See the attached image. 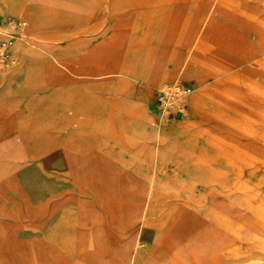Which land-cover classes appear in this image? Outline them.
<instances>
[{"label": "rangeland", "instance_id": "rangeland-1", "mask_svg": "<svg viewBox=\"0 0 264 264\" xmlns=\"http://www.w3.org/2000/svg\"><path fill=\"white\" fill-rule=\"evenodd\" d=\"M19 1L0 0V264H264V68L251 65L255 58L264 63V0H24L22 8ZM219 5L230 18L212 15ZM182 9L203 20L194 19L193 32L183 28L179 37ZM227 18L230 24L219 21ZM142 21L176 25L173 45L181 49L174 67L157 71L171 82H139L131 96L152 106L155 125L187 122L198 163L160 166L161 133L159 146L144 150L153 166L115 140L135 136L136 150L148 143L142 135L104 131L98 119L77 121L53 105L59 91L91 86L98 95L99 82L61 70L53 80L54 64L34 50H18L17 62L9 64L22 35L71 50L67 56L76 66L152 59V50H89L113 38L126 45L131 26ZM117 25L124 33L117 35ZM193 56L197 67L204 61L210 81L198 68L189 75ZM29 68L43 80L29 82ZM231 69L248 71L251 82L241 76L237 85ZM179 79L192 92L186 108L175 104L172 118L165 119L159 91ZM198 95L202 107L190 115ZM105 149L121 157L98 159Z\"/></svg>", "mask_w": 264, "mask_h": 264}, {"label": "crops", "instance_id": "crops-1", "mask_svg": "<svg viewBox=\"0 0 264 264\" xmlns=\"http://www.w3.org/2000/svg\"><path fill=\"white\" fill-rule=\"evenodd\" d=\"M143 1L145 2V0ZM19 2L20 8H22L24 0H20ZM4 5L7 7L6 3H4ZM179 14L180 16L182 15L181 17L184 19L181 21L182 23L179 27V37H181V34L185 33L182 31L183 28H186L187 24L191 25L194 23V19H196V21L199 23H202L203 20L202 16L193 15L185 9H182ZM186 15H190L194 18L185 19ZM32 16L33 23L36 24L38 22V17H36V15ZM7 17L8 16L6 15L4 16L5 21L8 20ZM123 18L124 16L122 15H118L117 17V19ZM219 21L230 24V20L228 18L226 20ZM142 23L145 24H133V26H131L133 37L130 39H124V43L127 42V44L125 43L126 45H121L120 47V40L117 39L116 47V42L113 38L102 42V46L105 45L104 47L99 45L97 47H92L89 50H152V53L157 55V57L152 59L140 61L137 59L134 60L133 57L122 60L121 58H117L114 63L109 65H104L102 63L94 64L92 61H79V65L76 66L77 63L74 58L67 56L69 53H71V50H60L55 45L52 46L48 43L42 42L36 37L29 40L27 36L22 35L18 37L19 45L16 51L12 53L11 62L9 64L13 66L17 62L16 60H18L19 55L18 50H34L36 54L40 53V55H47L54 64L57 73L54 75L53 80L60 79V70H63V72H67L68 75H75L80 78L87 79L88 82H99L100 85L98 87V95L94 94V88L91 86H86L83 90L68 89L63 92L59 91L55 94L53 97V105L58 108L62 107L65 112H68V114L74 117V119L77 121H79L82 116L90 119H98L102 126L101 128H103L104 131H108L112 127H115L117 129L116 133L121 132L118 130L119 128H123L124 130L132 129L139 136L142 135V137H145L148 140V143H146L144 147L142 146L140 149L136 150L132 149L133 145L137 143V140L135 139H138L135 136H131L130 140H123L116 136L115 140L117 142L124 143L126 146H129L130 148L126 149V152H129L130 155L142 157L148 160L153 166V159L150 158L147 153L144 152V150L150 149L152 152L154 147L159 146V135L161 133L163 138L162 143L160 144V166L166 165L169 162L172 163L173 161L177 160L182 163L184 162L185 165L191 164L190 162L192 161L198 163V158L190 149L191 143L189 142V134L191 132L188 130L187 124H181L179 126H164L162 124L155 125L152 123V118L155 114L152 106L146 103V101L140 102V100H135L131 96L132 90H130V88L139 82L145 83L150 87H159L171 82L172 80L169 79V75H160L157 71L160 70V68L164 69V64L171 65V63H174L172 64L174 67L176 62L178 63L179 59L178 50L181 49L173 45L174 37L172 32L179 33L176 25L172 27L170 23L162 21L158 26L152 25V21H142ZM123 28L124 27L117 25V35L123 32ZM188 36L189 35L185 34L183 37L185 38V41L187 40ZM0 37L4 38V34ZM132 44H143L144 46L142 49H140V47L130 46ZM212 46L218 48L219 44L217 42H212ZM253 48L254 50H257L256 47ZM1 75L2 78L7 76L6 72H2ZM39 75L40 74L36 69L29 68L27 80L31 82L36 78L42 79ZM40 79L39 81L43 80ZM106 79L111 80L110 85L107 84ZM103 81L106 82V85L103 83ZM106 88H111V91L114 94L108 95L105 91ZM196 99L197 98L195 97L193 102H191L192 104L189 109L190 115H195L199 109L197 108L196 110L194 106V104H197ZM183 117V115L180 116L179 121L184 119ZM121 154L122 153H119L116 150L105 149L96 157L98 159L111 161L120 158ZM67 157L70 161H72L75 158V154H72V151L70 150V152L67 153ZM151 189L148 192V195H150Z\"/></svg>", "mask_w": 264, "mask_h": 264}, {"label": "built area", "instance_id": "built-area-1", "mask_svg": "<svg viewBox=\"0 0 264 264\" xmlns=\"http://www.w3.org/2000/svg\"><path fill=\"white\" fill-rule=\"evenodd\" d=\"M7 42L3 44L6 46ZM2 49H4L2 47ZM192 88L182 80H178L171 85H168L159 91V109L162 116L165 119L172 118L171 109L176 104L179 106L180 111H183L186 108V99L191 94Z\"/></svg>", "mask_w": 264, "mask_h": 264}, {"label": "bare ground", "instance_id": "bare-ground-1", "mask_svg": "<svg viewBox=\"0 0 264 264\" xmlns=\"http://www.w3.org/2000/svg\"><path fill=\"white\" fill-rule=\"evenodd\" d=\"M7 1H9V2H11V4L12 3H14L13 2V0H7ZM15 4V3H14ZM13 5V4H12ZM253 12H255L256 10H252ZM215 12H219V13H221V14H226L227 16H228V18H230L229 16L231 15L230 13H229V11H227V10H225L224 8H222V7H220V5H219V7L218 8H216L214 11H213V14L212 15H215ZM246 13H249L248 11H245L244 12V14H246ZM182 16V15H181ZM215 19H216V16H211L210 17V20H209V23L211 22V23H214V21H215ZM192 26L191 25H187L186 26V28H185V30H186V32H188V31H190V32H193V28H191ZM197 31H195V33H196ZM59 52V51H58ZM56 53V52H55ZM54 54V53H53ZM223 57V56H222ZM224 59H226V61H228L229 63H233V59H231V58H225V57H223ZM249 58H240V61L241 60H244V61H251L250 59L248 60ZM54 60V59H53ZM179 60V59H178ZM55 63V62H54ZM195 63H197V58H195V56H193L192 57V60H190V67L188 68L190 71H189V75L190 74H193L194 72V70L195 69H200V71H201V76L202 77H204L206 80H211V79H207V78H209V76L211 77L212 75H208L209 73L207 72V71H205V69H204V61H203V63H202V67L200 66V67H197L196 65H195ZM252 66L254 65V66H256V67H262V68H264V63L263 62H261L260 60H256V58H255V60H253V63L251 64ZM247 69H249V68H247ZM246 69V70H247ZM63 71V70H62ZM232 72L233 71V69H231V70H229V72ZM204 72H206V74L204 73ZM231 72H230V76H231V78H232V81L234 82V83H236L237 85H239V81H238V79H240L239 77H241L242 79L243 78H247V80L248 81H250V79H249V77H248V75H247V73H248V71H245L246 73L245 74H239V73H237V74H231ZM67 73V72H66ZM165 74H167V73H162V74H160V75H165ZM206 75H208V76H206ZM260 78V77H259ZM251 82V81H250ZM252 86H254L255 84L254 83H252L251 84ZM204 91H206V90H204ZM58 93V92H57ZM201 95H206V94H204L203 93V91H202V93H201ZM201 95H198V96H196V100H197V104H194V106H195V109L197 110V108H199L198 109V111H200V107H202V105H201V102H202V99H203V97H200ZM55 96V95H54ZM57 96V95H56ZM59 97V96H58ZM61 98V97H60ZM58 100V99H57ZM64 101V100H63ZM62 101V102H63ZM68 101V100H67ZM70 102V101H69ZM68 102V103H69ZM68 106V105H67ZM181 124H187V122H181V123H178V126L179 125H181ZM190 142V141H189Z\"/></svg>", "mask_w": 264, "mask_h": 264}]
</instances>
